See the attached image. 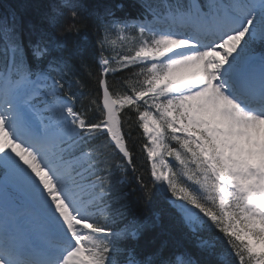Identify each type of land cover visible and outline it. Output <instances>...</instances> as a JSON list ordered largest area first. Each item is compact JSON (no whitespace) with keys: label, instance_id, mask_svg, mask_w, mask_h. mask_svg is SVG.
I'll return each mask as SVG.
<instances>
[{"label":"snow or ice","instance_id":"1","mask_svg":"<svg viewBox=\"0 0 264 264\" xmlns=\"http://www.w3.org/2000/svg\"><path fill=\"white\" fill-rule=\"evenodd\" d=\"M0 264H264V0L4 5Z\"/></svg>","mask_w":264,"mask_h":264},{"label":"trees","instance_id":"2","mask_svg":"<svg viewBox=\"0 0 264 264\" xmlns=\"http://www.w3.org/2000/svg\"><path fill=\"white\" fill-rule=\"evenodd\" d=\"M13 2V0H0V13L4 11V5ZM160 194H156L151 213L155 215L156 212L163 208V202L159 198Z\"/></svg>","mask_w":264,"mask_h":264}]
</instances>
